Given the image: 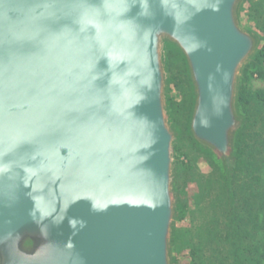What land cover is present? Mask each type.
Instances as JSON below:
<instances>
[{"label": "water", "instance_id": "obj_1", "mask_svg": "<svg viewBox=\"0 0 264 264\" xmlns=\"http://www.w3.org/2000/svg\"><path fill=\"white\" fill-rule=\"evenodd\" d=\"M242 0H0V264H171L162 45L184 54L190 130L223 163L259 37Z\"/></svg>", "mask_w": 264, "mask_h": 264}, {"label": "rangeland", "instance_id": "obj_2", "mask_svg": "<svg viewBox=\"0 0 264 264\" xmlns=\"http://www.w3.org/2000/svg\"><path fill=\"white\" fill-rule=\"evenodd\" d=\"M253 1L256 0H242L238 9L240 23L259 37V45L241 68L237 83V98L241 85L251 91L264 89V78L251 74L255 70L252 65L254 55L264 39L258 28L259 23L264 21V17L258 14L248 16L246 11L247 2ZM161 50L165 71L164 111H166L169 124L174 132L171 144L173 163L171 186L174 193L175 211L170 238L171 264H192L193 250L202 253L206 262L214 264L216 251L220 249L217 233L227 227L229 219L225 212H222L224 206L221 198L224 200L229 196L235 137L242 125L244 115L237 99V110L240 112L241 122L234 135L233 160L231 164H225L215 154L195 141L192 136L190 122L195 103V92L184 54L173 42L168 41L163 43ZM258 63L264 68V59L259 60ZM260 177L261 183L264 184V160L260 168ZM208 179L211 181L206 182ZM216 211L219 213L215 215ZM260 217H262L261 214ZM178 235L179 238L175 239ZM263 240V232L256 231L251 238H243L240 244L241 246L246 244L257 246ZM220 257H222L221 254Z\"/></svg>", "mask_w": 264, "mask_h": 264}, {"label": "trees", "instance_id": "obj_3", "mask_svg": "<svg viewBox=\"0 0 264 264\" xmlns=\"http://www.w3.org/2000/svg\"><path fill=\"white\" fill-rule=\"evenodd\" d=\"M246 11L248 16L258 14L264 17V0L247 2ZM258 28L264 37V21L259 23ZM263 59L264 39L252 63L255 70L251 74L260 78H264V68L258 62ZM237 99L244 119L235 137L229 196L228 199L221 198L224 206L222 212L229 219L227 227L217 233L220 249L216 251L214 264H262L264 240L257 246H241L240 241L251 238L256 231L263 232L264 237V184L260 177L264 160V89L251 91L241 85ZM209 181L211 180H206ZM214 213L216 215L219 212ZM178 238L179 235L175 239ZM192 254V264H212L204 260L202 253L193 250Z\"/></svg>", "mask_w": 264, "mask_h": 264}]
</instances>
